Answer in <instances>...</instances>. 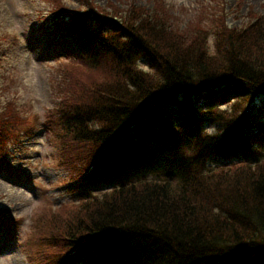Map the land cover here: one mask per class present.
Wrapping results in <instances>:
<instances>
[{"label": "trees", "instance_id": "16d2710c", "mask_svg": "<svg viewBox=\"0 0 264 264\" xmlns=\"http://www.w3.org/2000/svg\"><path fill=\"white\" fill-rule=\"evenodd\" d=\"M217 1L218 12L181 21L162 0L150 9L85 0L81 10L50 0L42 26L58 55L79 54L58 62L56 107L45 111L58 165L75 189L100 178L128 185L46 207L57 219L32 232V264H264V123L254 106L264 99V5L235 27ZM19 106L0 100V158L35 126ZM212 156L242 162L208 170ZM149 167L169 178L127 181ZM11 221L0 214V225Z\"/></svg>", "mask_w": 264, "mask_h": 264}, {"label": "rangeland", "instance_id": "374dc122", "mask_svg": "<svg viewBox=\"0 0 264 264\" xmlns=\"http://www.w3.org/2000/svg\"><path fill=\"white\" fill-rule=\"evenodd\" d=\"M90 1L102 7H108V3L121 8L131 3L148 8L152 6L150 0ZM164 1L180 10L182 20L193 19L206 11L212 15L219 10L217 0ZM225 1L229 10L225 20L229 26L235 27L246 22L248 10L258 11L264 5V0ZM62 2L69 10H81L86 6L85 0ZM50 7V0L48 3L44 0H0V100L13 98L20 104V109L29 106L35 122L32 134L25 137L20 146L9 147L10 153L5 158L9 163L4 166L0 162V213L14 219L12 230H0V264H30L29 254L37 246L30 239L32 232L57 219L46 207L54 209L64 203L74 205L92 196L87 192L70 190L71 174L67 168L58 165L57 144L51 133L45 130V111L56 107L57 102L51 90L61 80L57 70L58 58L65 56L68 59L70 56L77 60L79 57L75 49L69 56L64 53L58 55L59 51L52 46L51 34L42 26L49 21L41 19L42 16L48 18ZM145 62V59H140V66L146 68ZM262 102L264 99L258 104L262 105ZM207 128L214 132L217 125L207 124ZM239 161V158L228 160ZM220 164L217 160L211 163L212 166ZM145 176L150 177L148 173ZM110 186V183L102 182L91 189L95 196L101 197ZM80 207L68 209L66 218L77 216ZM34 225L36 228L33 229Z\"/></svg>", "mask_w": 264, "mask_h": 264}]
</instances>
